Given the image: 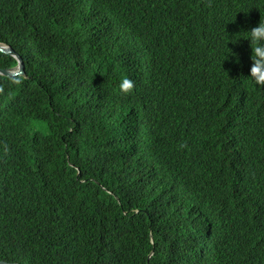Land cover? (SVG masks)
<instances>
[{
    "label": "trees",
    "instance_id": "1",
    "mask_svg": "<svg viewBox=\"0 0 264 264\" xmlns=\"http://www.w3.org/2000/svg\"><path fill=\"white\" fill-rule=\"evenodd\" d=\"M260 20L264 0H0L25 65L0 75V260L264 264Z\"/></svg>",
    "mask_w": 264,
    "mask_h": 264
},
{
    "label": "clouds",
    "instance_id": "2",
    "mask_svg": "<svg viewBox=\"0 0 264 264\" xmlns=\"http://www.w3.org/2000/svg\"><path fill=\"white\" fill-rule=\"evenodd\" d=\"M249 41L252 44L256 45L254 48L251 49L252 66L250 68V77L253 78L257 84L264 85V21L260 20L258 26L253 27L249 31ZM1 45H9V44H1ZM17 54H19V53H17ZM8 55H10V54H8ZM10 56H12V55H10ZM12 57L17 60L18 64L16 66H18L19 65L18 58L15 56H12ZM20 58L22 59V63L24 66V74L18 75V76H25V65L23 62V57L21 56ZM16 66H14V67H16ZM14 67H12V68H14ZM2 69H10V68H2ZM1 76H3V75H1ZM5 77H8V76H5ZM12 77H17V76H12ZM12 77H8V78H12ZM119 88L123 94H126V95L131 94L135 88V83L129 78H124L121 81ZM0 110H1V107H0ZM78 174H79V172H78ZM3 261H6V260H3ZM7 262H10V261H7ZM11 263H19V262H11ZM19 264H21V263H19Z\"/></svg>",
    "mask_w": 264,
    "mask_h": 264
},
{
    "label": "water",
    "instance_id": "3",
    "mask_svg": "<svg viewBox=\"0 0 264 264\" xmlns=\"http://www.w3.org/2000/svg\"><path fill=\"white\" fill-rule=\"evenodd\" d=\"M0 51L5 53V54H10L12 56H15L19 60V65L14 67V68H10V69L0 68V75L8 76V77L23 75L24 74V66L22 63V59L20 58L21 56L19 54H17L15 52V50L10 45H1L0 44ZM0 264H19V263H11V262L0 260Z\"/></svg>",
    "mask_w": 264,
    "mask_h": 264
}]
</instances>
